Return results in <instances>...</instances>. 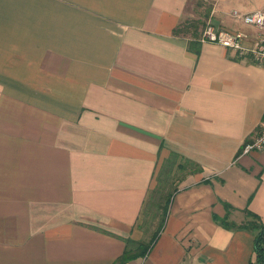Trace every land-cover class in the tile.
Segmentation results:
<instances>
[{
    "label": "crops",
    "instance_id": "obj_1",
    "mask_svg": "<svg viewBox=\"0 0 264 264\" xmlns=\"http://www.w3.org/2000/svg\"><path fill=\"white\" fill-rule=\"evenodd\" d=\"M197 3L255 38L232 13L264 0H0V264H117L153 237L140 220L171 157L185 169L163 227L122 264L253 261L264 150H241L264 65L180 32Z\"/></svg>",
    "mask_w": 264,
    "mask_h": 264
},
{
    "label": "built area",
    "instance_id": "obj_2",
    "mask_svg": "<svg viewBox=\"0 0 264 264\" xmlns=\"http://www.w3.org/2000/svg\"><path fill=\"white\" fill-rule=\"evenodd\" d=\"M232 14L239 18L243 24L255 28L256 35L251 42L246 43L248 35L242 31L224 30L211 23H207L203 28L200 40L219 44L233 50L239 57H245L257 64L264 65V11L256 10L250 13L233 11ZM261 150H264V123L258 133L243 144L241 152L248 154Z\"/></svg>",
    "mask_w": 264,
    "mask_h": 264
},
{
    "label": "rangeland",
    "instance_id": "obj_3",
    "mask_svg": "<svg viewBox=\"0 0 264 264\" xmlns=\"http://www.w3.org/2000/svg\"><path fill=\"white\" fill-rule=\"evenodd\" d=\"M209 5L197 3L193 9V14L190 13L182 22L183 26H191L189 31L199 32L207 25L209 17ZM193 25V26H192ZM185 163H178L177 157H171L161 163L160 169L155 177L154 187L151 189L147 198L146 205L140 220V228L143 232V241H149L152 235L156 232L159 226V221L162 216L164 202L170 192L179 186L177 181L180 174L184 172Z\"/></svg>",
    "mask_w": 264,
    "mask_h": 264
},
{
    "label": "trees",
    "instance_id": "obj_4",
    "mask_svg": "<svg viewBox=\"0 0 264 264\" xmlns=\"http://www.w3.org/2000/svg\"><path fill=\"white\" fill-rule=\"evenodd\" d=\"M193 26V25H192ZM191 26H186V27H180L179 31L182 32L184 30H188ZM194 34L196 35V31H194ZM177 189L175 188L172 192H170L164 202L163 208L162 209V216L159 221V226L156 232L154 233L153 237L151 240L146 244V243H141V242H132L131 240H127V247L124 250L122 256L119 258L117 261V264H122L127 262L130 259H133L135 257H139L142 255H145L146 252L148 251V248L152 245L154 239L157 237L159 231L163 227V223L168 211V205L170 202V199L172 195L175 193ZM248 221L245 222L244 227L249 228L251 230H256V233L254 235V245H253V250H254V259L250 264H264V224H262L259 220V217L251 212H248ZM129 245H136V251L133 252L130 250Z\"/></svg>",
    "mask_w": 264,
    "mask_h": 264
}]
</instances>
